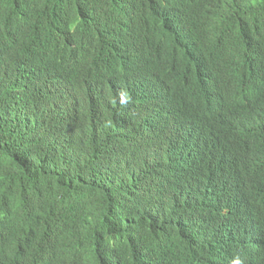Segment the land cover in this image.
<instances>
[{
  "label": "trees",
  "instance_id": "trees-1",
  "mask_svg": "<svg viewBox=\"0 0 264 264\" xmlns=\"http://www.w3.org/2000/svg\"><path fill=\"white\" fill-rule=\"evenodd\" d=\"M141 1L0 0V264H15L16 253L29 262L57 257L52 264L264 263V243L251 244L245 254L229 230L212 245L222 251L204 256L191 248L199 236L185 233L186 218H193L186 205L196 199V182L170 178L160 167L151 170L149 160L144 168L138 159L127 161L122 144L82 140L80 133L93 138L91 126L71 124L69 129L61 115L40 122L39 107L62 108L52 85L53 68L38 51L33 56V40L26 38L31 28L37 32L38 14L51 22L42 34L54 42H98L126 34L143 47L181 56L189 35H202L217 53L224 41L208 38L230 43L235 38L231 28L245 31L264 17V0H242L248 4L244 12L212 26L193 11L206 1L213 7L215 0ZM178 12H183L181 29L174 22ZM82 16L87 30L80 33L74 26ZM66 18L70 25L65 28L60 20ZM240 65L247 67L248 61ZM257 85L256 105L233 104L234 114L216 116L215 131L224 138L228 177L245 187L261 183L254 190L259 195L264 191V78ZM243 112H253L244 134L237 122ZM179 209L185 212L181 217ZM75 244L80 248L72 250Z\"/></svg>",
  "mask_w": 264,
  "mask_h": 264
},
{
  "label": "clouds",
  "instance_id": "clouds-1",
  "mask_svg": "<svg viewBox=\"0 0 264 264\" xmlns=\"http://www.w3.org/2000/svg\"><path fill=\"white\" fill-rule=\"evenodd\" d=\"M206 3L193 12L210 26L224 16L241 14L248 6L242 0H215L213 7ZM182 14L178 12L175 17L178 29L182 27ZM107 19L112 20V15ZM78 20L74 27L83 33L87 30L86 19L82 16ZM261 21L262 26L253 28ZM60 22L65 28L70 25L69 18ZM50 23L38 14L37 32L31 28V34L26 35L33 40L29 45L33 56L38 51L53 68L52 85L62 108L58 112L53 105L39 107L40 122L61 115L69 129L71 124L91 126L93 138L80 133L82 140L122 144L127 161L138 159L144 168L149 160L151 170L160 167L170 178L196 182V199L186 205V214L193 218H186L185 233L199 236L197 246L191 248L202 255L222 251L212 245L216 241L219 244L218 236L224 230H229L245 254H249L251 244L264 243V191L254 193L262 184L248 183L245 187L228 177L223 164L224 138L215 131L216 116L228 111L234 114L233 104L256 105L260 89L257 84L264 78V17L245 31L231 28L235 38L230 43L208 38L224 41L225 47L217 53L215 44L202 35H189L182 56L159 47H143L132 36L114 32L98 42H54L42 34L49 30ZM243 59L248 61L247 67L240 65ZM208 97L217 104L212 105ZM252 113L239 114L237 122L241 120L245 129L239 133L248 132ZM183 213L179 209L177 214L181 217ZM167 237L165 243H169ZM71 247L80 248L79 244ZM55 258L41 256L29 262L16 253L14 261L52 264Z\"/></svg>",
  "mask_w": 264,
  "mask_h": 264
},
{
  "label": "bare ground",
  "instance_id": "bare-ground-1",
  "mask_svg": "<svg viewBox=\"0 0 264 264\" xmlns=\"http://www.w3.org/2000/svg\"><path fill=\"white\" fill-rule=\"evenodd\" d=\"M64 43H68V42H64ZM90 48V47H89ZM71 65V64H70ZM61 68H66L65 66H62Z\"/></svg>",
  "mask_w": 264,
  "mask_h": 264
}]
</instances>
